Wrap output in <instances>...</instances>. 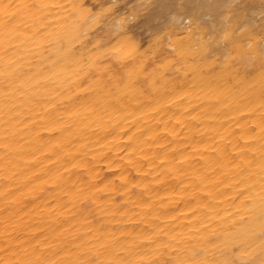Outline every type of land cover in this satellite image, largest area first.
<instances>
[{
  "label": "bare ground",
  "instance_id": "6f19581e",
  "mask_svg": "<svg viewBox=\"0 0 264 264\" xmlns=\"http://www.w3.org/2000/svg\"><path fill=\"white\" fill-rule=\"evenodd\" d=\"M111 2L0 0V264L258 258L264 0Z\"/></svg>",
  "mask_w": 264,
  "mask_h": 264
},
{
  "label": "snow or ice",
  "instance_id": "6c2138e0",
  "mask_svg": "<svg viewBox=\"0 0 264 264\" xmlns=\"http://www.w3.org/2000/svg\"><path fill=\"white\" fill-rule=\"evenodd\" d=\"M15 7L16 14L18 15L21 11H25L28 9H43L49 7L47 4L41 5H16L13 6L11 4H0V20L7 19L12 16V12L10 9ZM59 7V6H57ZM118 7V0H112L111 3H108L106 7H102L99 13H93L90 9H85L82 5L79 6V11L82 14H87L90 18L93 19V22L99 21L101 17L105 14L111 15L115 12ZM73 8H77L76 5H73ZM136 13L133 12L131 16L125 15L120 19V27H124L130 19H135ZM231 36L230 32H225L224 39H229ZM252 46L250 45V48ZM261 54L264 55V49L261 50ZM7 75V73H5ZM261 106L264 107V99L261 101ZM262 171H264V163L261 165ZM259 237H260V245H259V256L257 258L255 254V249L249 245L248 250L245 251L243 247L239 252L233 251L228 258H225L220 261H214L211 259H202V260H192V261H179L178 264H264V177H262V185H261V194H260V202H259ZM250 236L256 235L255 230L252 229L249 232ZM24 264H42L41 261H24ZM116 264H124L122 261H117Z\"/></svg>",
  "mask_w": 264,
  "mask_h": 264
},
{
  "label": "rangeland",
  "instance_id": "374dc122",
  "mask_svg": "<svg viewBox=\"0 0 264 264\" xmlns=\"http://www.w3.org/2000/svg\"><path fill=\"white\" fill-rule=\"evenodd\" d=\"M140 24H142V23L140 22L139 25H140ZM137 25H138V24H136V26H137ZM146 26H147V25H146ZM141 27H142V28L139 27V28L141 29V32H142V31L146 32V30H145L146 28L143 27V25H142ZM139 28H138V29H139ZM143 28H145V29L143 30ZM140 29H139V30H140ZM139 32H140V31H139ZM141 32H140V33H141ZM142 33H143V32H142Z\"/></svg>",
  "mask_w": 264,
  "mask_h": 264
}]
</instances>
